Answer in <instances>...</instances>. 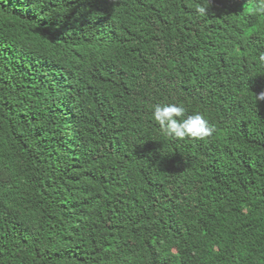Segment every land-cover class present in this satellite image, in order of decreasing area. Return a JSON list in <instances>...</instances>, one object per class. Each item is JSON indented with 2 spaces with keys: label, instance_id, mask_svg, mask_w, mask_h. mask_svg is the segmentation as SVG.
Masks as SVG:
<instances>
[{
  "label": "trees",
  "instance_id": "obj_1",
  "mask_svg": "<svg viewBox=\"0 0 264 264\" xmlns=\"http://www.w3.org/2000/svg\"><path fill=\"white\" fill-rule=\"evenodd\" d=\"M200 2L0 0V264H264V0Z\"/></svg>",
  "mask_w": 264,
  "mask_h": 264
},
{
  "label": "clouds",
  "instance_id": "obj_2",
  "mask_svg": "<svg viewBox=\"0 0 264 264\" xmlns=\"http://www.w3.org/2000/svg\"><path fill=\"white\" fill-rule=\"evenodd\" d=\"M209 8L210 0H201L196 12L206 16ZM255 11L264 15V3L258 4ZM260 60L264 61V55L260 56ZM257 99H264V94L256 96ZM186 111L185 106L178 103L156 104L152 116L162 133L173 139H204L212 134L209 121L201 113L187 115Z\"/></svg>",
  "mask_w": 264,
  "mask_h": 264
}]
</instances>
